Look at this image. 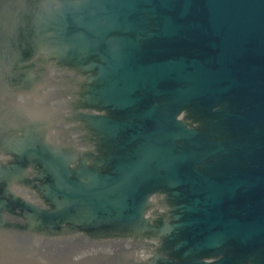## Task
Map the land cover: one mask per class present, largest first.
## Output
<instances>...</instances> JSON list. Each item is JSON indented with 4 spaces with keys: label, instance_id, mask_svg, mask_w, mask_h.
Returning <instances> with one entry per match:
<instances>
[{
    "label": "water",
    "instance_id": "obj_1",
    "mask_svg": "<svg viewBox=\"0 0 264 264\" xmlns=\"http://www.w3.org/2000/svg\"><path fill=\"white\" fill-rule=\"evenodd\" d=\"M0 264H264V0H0Z\"/></svg>",
    "mask_w": 264,
    "mask_h": 264
}]
</instances>
